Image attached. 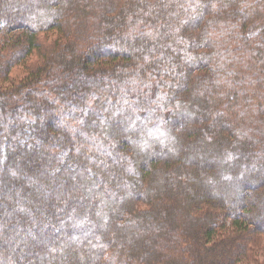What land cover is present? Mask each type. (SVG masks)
I'll return each instance as SVG.
<instances>
[{
	"label": "trees",
	"instance_id": "1",
	"mask_svg": "<svg viewBox=\"0 0 264 264\" xmlns=\"http://www.w3.org/2000/svg\"><path fill=\"white\" fill-rule=\"evenodd\" d=\"M263 244L264 0H0V264Z\"/></svg>",
	"mask_w": 264,
	"mask_h": 264
},
{
	"label": "rangeland",
	"instance_id": "2",
	"mask_svg": "<svg viewBox=\"0 0 264 264\" xmlns=\"http://www.w3.org/2000/svg\"><path fill=\"white\" fill-rule=\"evenodd\" d=\"M46 43H49V40H46ZM40 57H41V55L39 52H33V54H31V57H29L30 64L32 62H34L35 64L39 63L41 60ZM22 76H23V70L20 67H17L15 69L11 70V72L8 75V79L15 78V82H18L20 80L19 78H21ZM15 82H13L11 84L9 82L3 83L2 87L8 88V89H14L17 86V84ZM260 249L264 253V244H263V246L260 247ZM241 264H243V263H241Z\"/></svg>",
	"mask_w": 264,
	"mask_h": 264
},
{
	"label": "snow or ice",
	"instance_id": "3",
	"mask_svg": "<svg viewBox=\"0 0 264 264\" xmlns=\"http://www.w3.org/2000/svg\"><path fill=\"white\" fill-rule=\"evenodd\" d=\"M127 103V102H126Z\"/></svg>",
	"mask_w": 264,
	"mask_h": 264
}]
</instances>
